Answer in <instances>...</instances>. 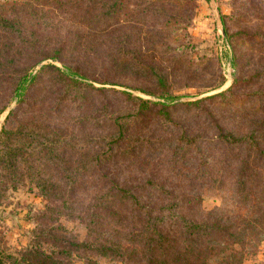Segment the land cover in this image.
Wrapping results in <instances>:
<instances>
[{
	"label": "rangeland",
	"instance_id": "rangeland-1",
	"mask_svg": "<svg viewBox=\"0 0 264 264\" xmlns=\"http://www.w3.org/2000/svg\"><path fill=\"white\" fill-rule=\"evenodd\" d=\"M116 1L120 3L118 17L110 23L111 30L107 32L114 44L102 40L104 35L100 37V42L93 29L84 23L87 18L80 14L78 19H74L76 15L71 14L70 6L56 12L46 8L43 15H37L36 11L37 19L32 16L25 24L31 26L36 21L49 32L68 34L73 39L77 38V34L82 35V42L91 43L89 46L80 44L81 50L78 52L70 48L64 50L61 58L56 59L50 58L57 54L54 48L36 50L20 62L24 66L20 70L22 75L30 73L31 76L46 65H54L64 72L78 68L90 78L89 81L93 80L91 82L95 87L104 89V97H94L86 93L84 86L79 91L64 83L60 90L68 92L69 96L64 101L65 108L60 112L61 119H55V124L63 119L68 124L62 126L68 128L77 118L93 120L103 112L122 113L134 109L135 100L126 99L123 93L167 103L170 118L177 124L175 130L162 131L152 125V145L142 149L124 145L123 149H132L127 154L129 159L113 167L109 164L112 167L109 174L140 196L150 209L160 210L164 206L170 218L188 216L201 220L220 215L227 218L228 223L241 225L240 220L250 216L247 207L257 196L260 197L258 205L261 213H264V194L259 193V187L253 188L249 203H243L235 193L234 171L238 167L239 151L228 150L218 143L212 124L215 117L224 128L237 132L250 131V125L258 130L264 124V84L261 86V82L264 83V77H261L264 73V0ZM15 2L18 0H0V19ZM102 2L106 0H94L98 7ZM224 16H228L225 27L231 34L234 47V68L230 63L231 50L222 32L221 18ZM246 35L252 36L246 40ZM219 46L222 47L221 53ZM216 56L220 60L221 70L226 74L229 66L233 71L235 69L239 81H235L234 90L240 101L227 107H222L218 100L203 101L200 107L206 111L189 106L188 103L206 99L229 87L231 82L219 84L221 74ZM125 58L127 61H123ZM233 71H230L231 81ZM157 73L166 79L165 84L157 85ZM48 78L46 75L38 81L37 88L31 90L30 99L36 97L41 84ZM14 84L15 79L0 76V104L6 105L0 114V131L7 113L17 105L18 100L3 86L11 87ZM165 89L171 97H158ZM28 120L25 114L18 118L17 124ZM83 128L82 135L91 139L84 151L87 156L89 152L92 155L101 147L97 146L99 138L95 140L98 131H94L90 125ZM105 131L101 130V134L104 135ZM181 131L196 138L197 143L187 145L179 141ZM99 182L104 181L92 177L86 180L85 185L94 186ZM165 190L169 193H164ZM95 193L94 188H89L83 199L80 198V206L76 208L82 212V218L63 213L56 219L68 230L66 235L72 241L88 243L90 248L94 241L109 243V239L113 238L124 253L116 255L113 252L106 254L87 250V255H79L72 251L74 247L66 246L69 252L64 253L63 257L70 264H127L125 247L133 241L129 236L120 235L119 230L114 233L115 230L110 228L115 227L114 221L137 230L138 224L125 216V207L118 210L115 204H108L106 200L109 197L96 201ZM4 196L5 202L0 205V232L4 237V249L19 253L31 243V232L39 227L35 216L42 215L45 201L26 185L9 188ZM102 201V207L110 206L112 210L105 208V211H100ZM91 205L94 209H90ZM53 217L50 215L49 219ZM107 229L113 234H103ZM254 230L246 236L249 243L241 250L244 259L240 264H264V224ZM127 231L121 230L122 233Z\"/></svg>",
	"mask_w": 264,
	"mask_h": 264
},
{
	"label": "trees",
	"instance_id": "trees-1",
	"mask_svg": "<svg viewBox=\"0 0 264 264\" xmlns=\"http://www.w3.org/2000/svg\"><path fill=\"white\" fill-rule=\"evenodd\" d=\"M157 1L161 2L155 0ZM65 6L71 7V14L76 15L74 19L83 14L87 18L84 23L93 29L94 35L99 38L104 35L102 40L106 39L109 44H114L109 40L110 34L107 32L111 30L110 23L117 19L120 10V3L116 0H106L100 7L94 0H18L0 19V76L15 79L14 86L3 88L18 99L17 105L7 113L0 131V205L5 202L4 192L19 185H26L45 201L42 215L35 216L39 227L32 230L31 243L23 251L6 252L4 237L0 232V264H70L63 257L64 253L69 252L67 247H74L72 251L79 255H87V250H98L106 254L113 252L116 255L124 253L113 238L109 239V243L94 241L90 248L88 243L72 241L66 235L68 230L57 221L56 216L63 213L82 218V212L76 206H80V198L83 199L82 196L88 193L89 188L96 190V201L109 197L106 200L108 204H115L118 210L125 207V216L138 224L137 230L114 221L115 227L110 228L115 230L114 233L119 230L120 235L129 236L133 241L125 247L127 264H240L244 259L241 250L249 243L247 234H252L254 228L264 224V213H261L258 205L259 196L248 205L250 216L246 215L245 217L249 216L247 219L240 220L241 225L228 223L227 218L220 215L201 220L188 216L170 218L164 206L160 210L150 209L140 196L109 174L114 165L129 159L127 154L132 149L152 145V125L162 131L175 130L177 124L170 118V106L167 103L123 93L127 96L126 99L135 100L134 109L122 113L103 112L93 120L77 118L68 128L62 126L68 124L63 119L55 124V119H61L60 112L65 108L64 101L69 96L68 92L60 90L64 83L79 91L84 86L86 93L94 97L105 95L104 89L95 87L91 82L93 80L89 81L90 78L78 68H70L64 72L54 65H46L32 76L30 73L22 75L20 72L24 68L21 60L36 50L54 48L57 54L50 58L56 59L61 58L64 50L70 48L78 52L81 50L80 44L91 45L89 41L82 42V35L77 34V38L73 39L68 34L60 35L52 30L49 32V29L36 21L31 26H25L32 16L37 19L36 11L37 15H43L46 8L56 12ZM227 17L221 18L222 32L224 41L231 50L230 63L234 68L232 37L225 27ZM251 36L246 35L245 39L249 40ZM102 40L100 38V42ZM123 61H127V58ZM220 65L219 60L221 85V82H225V77ZM46 75L49 76L48 80L41 84L36 97L30 99L31 90L37 88L38 81ZM231 76L232 81L225 91L188 105L204 110L200 107L203 101L218 100L222 107L239 102L240 97L235 95L234 90L235 81H239L235 69ZM261 77H264V73ZM155 81L158 86L166 83V79L158 73L155 74ZM263 84L261 82V86ZM158 97L167 99L171 96L165 89ZM5 106L4 103L0 104V114L4 112ZM25 114L29 120L17 124L18 118ZM213 118L217 142L228 150L239 151L240 159L234 171V191L243 203H249L253 188L259 187V193L264 194V124L258 130L252 129L250 125V131L237 132L224 128L219 120ZM89 125L94 131H98L95 140L99 138L97 146L101 147L99 151L96 150L92 155L89 152L87 156L84 150L91 139L83 136L81 130ZM103 129L106 130L104 135L101 134ZM179 134V141L187 145L197 143V139L188 136L185 131ZM124 145L133 148L129 151L128 148L123 149ZM95 167L97 169H93ZM92 177L101 178L104 182L88 187L85 185L86 180ZM164 193L169 191L165 190ZM103 202L100 203V211H105V208L112 210L110 206L102 207ZM90 209H94L92 205ZM50 215L55 217L49 219ZM107 221L108 218L105 222ZM123 229H127V233H122ZM103 234L113 233L107 229Z\"/></svg>",
	"mask_w": 264,
	"mask_h": 264
},
{
	"label": "built area",
	"instance_id": "built-area-1",
	"mask_svg": "<svg viewBox=\"0 0 264 264\" xmlns=\"http://www.w3.org/2000/svg\"><path fill=\"white\" fill-rule=\"evenodd\" d=\"M223 43V41H221ZM224 44V43H223ZM219 50H220V53H221V50H222V47L219 46ZM228 70V74H226V72L223 70V74H224V77H225V81L227 82L229 80V77H230V71H232L231 67L229 66L227 68Z\"/></svg>",
	"mask_w": 264,
	"mask_h": 264
},
{
	"label": "water",
	"instance_id": "water-1",
	"mask_svg": "<svg viewBox=\"0 0 264 264\" xmlns=\"http://www.w3.org/2000/svg\"><path fill=\"white\" fill-rule=\"evenodd\" d=\"M231 82V77H229V80L227 81V83H230Z\"/></svg>",
	"mask_w": 264,
	"mask_h": 264
}]
</instances>
